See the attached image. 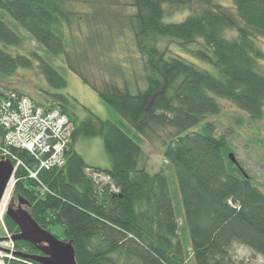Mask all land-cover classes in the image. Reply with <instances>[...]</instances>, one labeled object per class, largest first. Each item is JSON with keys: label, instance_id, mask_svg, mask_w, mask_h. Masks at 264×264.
Instances as JSON below:
<instances>
[{"label": "trees", "instance_id": "1", "mask_svg": "<svg viewBox=\"0 0 264 264\" xmlns=\"http://www.w3.org/2000/svg\"><path fill=\"white\" fill-rule=\"evenodd\" d=\"M128 1L134 8L128 27L144 60L146 86L131 92L127 84L111 85L98 92L126 122L120 125L94 113L78 121L68 108L71 99L58 92L66 87L63 76L36 52L17 51L25 33L46 54H65L63 28L72 16L68 0H0V11L24 31H14L0 18V82L36 62L56 93L49 106L32 101L58 107L73 127L65 164L38 172L46 191L40 193L39 184L18 165L14 194L29 202V213L40 227L50 233L61 227V240L71 242L77 264H232L233 242L264 258V192L241 164L229 160L232 149L224 136L213 134L214 124L204 122L198 130L205 117L221 112L220 100L251 120L261 118L264 52L255 39L264 37V0H231L235 17L212 0ZM165 4L169 9L187 6L190 12L182 21H166ZM230 31L233 37L226 35ZM163 39L185 48L197 45L191 57L209 66L202 69L185 58L167 57L159 47ZM11 93L27 96L0 84V96ZM157 127H171L175 133L163 146L165 168L149 172L138 166L140 144ZM95 136L102 138L110 160L107 169L88 166L73 149L78 138ZM13 153L33 168L27 152ZM166 169L174 171L178 210ZM87 171L107 177L109 183L99 185ZM4 221L11 233L18 232L6 214ZM14 244L16 252L41 255L28 242ZM7 264L40 263L17 256Z\"/></svg>", "mask_w": 264, "mask_h": 264}, {"label": "rangeland", "instance_id": "2", "mask_svg": "<svg viewBox=\"0 0 264 264\" xmlns=\"http://www.w3.org/2000/svg\"><path fill=\"white\" fill-rule=\"evenodd\" d=\"M212 3L220 4L227 13L235 17V8L231 0H212ZM67 5L72 11V16L68 26L63 28L66 51L65 54L59 56L46 54L43 48L30 39L23 29L1 11L0 18L14 31L24 33V42L17 49L19 53L36 52L43 61L49 62L63 76L66 87L58 92L71 99L73 106L68 108L78 121L94 113L101 119L126 125V122L120 120L117 114L100 100L98 92L111 85L121 87L127 84L131 92H135L136 87L143 89L146 86L143 80L144 60L136 50L132 32L128 27L134 8L128 0H68ZM191 6L197 9L194 1ZM164 7L165 20L171 22L182 21L190 12L187 6L169 9L165 4ZM226 35L233 37L235 32L230 31ZM255 41L264 52V37H257ZM159 47L167 57L185 58L186 61L202 69H207L206 65L209 66L191 57L190 50L195 49L197 45L185 48L172 40L163 39ZM261 66L264 68V63H261ZM0 84L3 89L25 94L31 100L43 103L45 106L52 103L51 94L56 93L45 82L36 62L31 68L17 69L12 76L2 79ZM219 103L221 112L205 117L199 124L198 130L204 122L214 124L213 134L216 137L224 136L228 140L232 149L231 153L238 165L241 164L243 170L252 178L253 183L264 192V107L261 118L251 120L245 112L230 102L220 100ZM191 130H197V128ZM174 133L175 129L171 127H157L153 132L148 133L149 138H142L140 144L142 154L138 166L144 167L149 172L165 168L162 156L163 146ZM72 146L88 166L100 169L110 167V160L100 136L80 137ZM86 173L99 185L109 183L108 178L103 175H95L90 171ZM166 174L173 196V204L178 210L180 205L178 192L174 191L176 184L173 169H166ZM14 184L13 175V182L11 181L8 187L16 204ZM6 209L0 216V251L3 256L1 259H4L2 264H7L10 260L4 257L6 253L3 249L5 248L12 250V257L17 258L14 241L13 243L1 241L2 238L8 237L7 234L9 237L14 234L8 230L4 221ZM179 212L178 222L180 224L183 220L182 210ZM51 233L58 236L60 240L63 238L61 227L53 228ZM229 259L232 264H264L262 256L254 254L247 247L236 242H233L229 249ZM189 263L192 262L189 260Z\"/></svg>", "mask_w": 264, "mask_h": 264}, {"label": "built area", "instance_id": "3", "mask_svg": "<svg viewBox=\"0 0 264 264\" xmlns=\"http://www.w3.org/2000/svg\"><path fill=\"white\" fill-rule=\"evenodd\" d=\"M71 130L72 124L58 107H41L27 96L12 93L0 96V160L15 162L14 172L18 165L23 166L28 177L39 184L36 189L40 193L46 189L38 180V172L61 168L65 164ZM13 150L27 152L34 160L33 168L24 166ZM11 181L13 182V176ZM7 236L1 241L13 243L11 236ZM5 249L4 257L14 260L13 251ZM2 257L0 251V264L4 261Z\"/></svg>", "mask_w": 264, "mask_h": 264}, {"label": "water", "instance_id": "4", "mask_svg": "<svg viewBox=\"0 0 264 264\" xmlns=\"http://www.w3.org/2000/svg\"><path fill=\"white\" fill-rule=\"evenodd\" d=\"M229 160L237 165L233 153L228 154ZM14 173V165L10 160H0V203L7 190ZM6 209V216L16 225L18 232L11 236V240L25 241L33 245L41 255L28 256L23 252H16L17 256L30 258L40 264H77L75 251L70 241H63L49 231L40 227L29 213V202L22 196L15 195Z\"/></svg>", "mask_w": 264, "mask_h": 264}, {"label": "bare ground", "instance_id": "5", "mask_svg": "<svg viewBox=\"0 0 264 264\" xmlns=\"http://www.w3.org/2000/svg\"><path fill=\"white\" fill-rule=\"evenodd\" d=\"M11 199H12L11 192H10V188L8 187L0 203V216L3 213V211L7 208V206L9 205Z\"/></svg>", "mask_w": 264, "mask_h": 264}]
</instances>
